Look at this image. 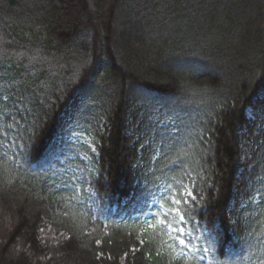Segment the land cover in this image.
Returning a JSON list of instances; mask_svg holds the SVG:
<instances>
[{"label": "trees", "instance_id": "16d2710c", "mask_svg": "<svg viewBox=\"0 0 264 264\" xmlns=\"http://www.w3.org/2000/svg\"><path fill=\"white\" fill-rule=\"evenodd\" d=\"M0 264H264V0H0Z\"/></svg>", "mask_w": 264, "mask_h": 264}, {"label": "rangeland", "instance_id": "374dc122", "mask_svg": "<svg viewBox=\"0 0 264 264\" xmlns=\"http://www.w3.org/2000/svg\"><path fill=\"white\" fill-rule=\"evenodd\" d=\"M161 112L157 109L154 112V117L160 118ZM174 119V120H173ZM172 120V122H170ZM166 124H176L175 118H167L165 121ZM69 135H73L74 139H83L85 136L79 132L80 130L76 128L73 124L68 128ZM157 195L153 202H150L148 206V210L143 215L144 223L149 227H154L158 225L160 228H164L166 231V242L172 245L176 252L190 253L195 251L200 242V236L194 230H192L186 222L180 223L177 221V218L174 214H169L168 210L171 206H169V201H167V197L177 193V188L172 183H168L167 181L161 183L158 186ZM156 193V192H155ZM258 198L260 196H257ZM168 225H171L169 227ZM183 240L184 243L180 241Z\"/></svg>", "mask_w": 264, "mask_h": 264}, {"label": "snow or ice", "instance_id": "6c2138e0", "mask_svg": "<svg viewBox=\"0 0 264 264\" xmlns=\"http://www.w3.org/2000/svg\"><path fill=\"white\" fill-rule=\"evenodd\" d=\"M60 100H64V97H58ZM74 99L69 98L63 105L65 109V114L74 106ZM35 135V133H33ZM92 151L95 152V148H92ZM195 197L193 196V192L189 190L187 187H184L183 192H178L176 195L170 197V204L171 207L168 210L169 214H174L177 218V221L180 223L186 222L185 220V214H182L185 212V209L182 207V205H185L188 203L189 200H194ZM171 227V225H168ZM181 243H184L183 240L180 241Z\"/></svg>", "mask_w": 264, "mask_h": 264}]
</instances>
